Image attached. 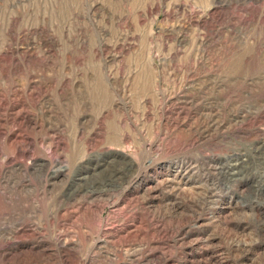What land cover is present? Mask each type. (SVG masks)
Wrapping results in <instances>:
<instances>
[{
	"label": "rangeland",
	"instance_id": "obj_1",
	"mask_svg": "<svg viewBox=\"0 0 264 264\" xmlns=\"http://www.w3.org/2000/svg\"><path fill=\"white\" fill-rule=\"evenodd\" d=\"M263 149L264 0H0V264H264Z\"/></svg>",
	"mask_w": 264,
	"mask_h": 264
},
{
	"label": "bare ground",
	"instance_id": "obj_2",
	"mask_svg": "<svg viewBox=\"0 0 264 264\" xmlns=\"http://www.w3.org/2000/svg\"><path fill=\"white\" fill-rule=\"evenodd\" d=\"M259 150V149H258ZM264 150V149H263ZM257 154V153H256ZM261 154V153H260ZM262 155V154H261ZM240 162V161H239ZM235 166V165H234ZM241 166V165H240ZM230 167V166H229ZM233 169V168H232ZM236 170V169H235ZM235 170H233V171H235ZM236 172V171H235Z\"/></svg>",
	"mask_w": 264,
	"mask_h": 264
}]
</instances>
